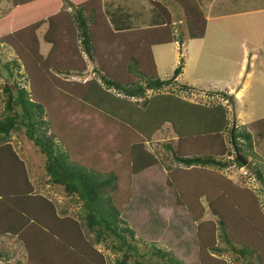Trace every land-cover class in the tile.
<instances>
[{"label":"trees","instance_id":"16d2710c","mask_svg":"<svg viewBox=\"0 0 264 264\" xmlns=\"http://www.w3.org/2000/svg\"><path fill=\"white\" fill-rule=\"evenodd\" d=\"M147 1L162 20L161 25L114 31L101 0H9L10 11L0 17V46H9L15 54L2 64L7 79L2 87L0 112V207L9 210V218L0 213V235L16 236L23 247L25 262L16 264H111L105 262L96 245L117 254L112 264H157L151 262L152 256L162 264H186L171 250L154 244L146 250L145 240L136 237L134 229L122 217L121 202L129 200L119 198L123 184L130 194L132 175L158 163L144 143L164 122L170 123L176 136L175 146L166 145L175 163L174 167L165 166L166 184L174 189L176 202L186 207L196 223L198 255L193 264H226L215 256L225 247L239 254L246 264H264V214L259 212L258 199L248 191H238L234 186L230 189L229 181L213 171L232 164L245 166L236 159L234 147L246 159L256 156L253 135L245 128L246 124L229 123L227 114L228 105L234 102L232 95L216 92L226 103L205 105L202 119L198 116L200 128L192 126L193 119L196 122L194 110L170 121H157L156 127L144 124L143 120L129 124L120 112L125 106L112 105L108 98L109 88L124 98H142L146 90L158 91L171 85V80L157 74L151 47L174 41L183 44L184 33L191 39L204 35L206 19L195 0ZM164 4L175 6L182 14L181 35H175L172 12ZM120 18L116 24L124 26L119 23ZM45 23L42 39L50 48L43 56L36 31ZM83 55L93 64V77L81 82L73 79L86 76L87 61ZM181 67L179 64L174 68L173 76L180 73ZM179 86L182 91L193 87L186 83ZM69 98L78 102H67L63 110L82 106L85 111H96L110 120L109 134L114 136L110 141L115 147L118 145L114 153L121 157L126 146L118 143L116 131L123 128V137L130 143L128 168L125 167L124 173L112 168L105 170L76 157L74 151L85 149L93 137L89 131L81 138L77 133L70 138L63 135L71 129V124L67 128L59 123L60 110L56 106L60 100ZM148 100L144 98L140 107L145 108ZM188 104L202 107L193 102ZM76 121L80 122L78 125L86 123L81 118ZM73 128L80 130L82 126ZM128 128L130 132L124 133ZM224 132L229 135L228 144L221 137ZM13 133L24 134L44 156L48 183L59 186L73 205L79 204L73 216L66 209L57 210L52 200L34 190L24 162L10 142ZM257 135L263 138L264 133L258 131ZM225 155L228 157L222 159ZM260 159L247 165L261 184L264 197V163ZM205 211L214 218L204 219ZM258 215L263 218H255Z\"/></svg>","mask_w":264,"mask_h":264},{"label":"rangeland","instance_id":"374dc122","mask_svg":"<svg viewBox=\"0 0 264 264\" xmlns=\"http://www.w3.org/2000/svg\"><path fill=\"white\" fill-rule=\"evenodd\" d=\"M112 1L115 2L114 0ZM253 1L254 0H239L235 3L236 5H239L237 6L239 9H243V7H250ZM148 2L149 1L147 0H139L137 1V5L133 4V6L136 7L135 9L128 10L129 13L134 12V10H139L143 15L139 18L138 21L140 24L138 25L145 26L146 23L150 22L152 14H154L155 18L158 16L157 12L150 7L151 3L149 2V4ZM195 2L200 8L201 4L199 1L195 0ZM210 2V6L215 4L213 11L220 13L216 8L220 6L223 0H214ZM260 2L264 4V0H261ZM225 3H223V5ZM207 4L209 5V3ZM101 5L105 15L108 16V13L110 12L109 9L112 7H109L108 4L104 5V1L102 0ZM164 5L170 12H172L171 16L175 35H181L183 32L182 30H184L182 14L175 6L169 4ZM259 5L261 4L259 3ZM131 6L132 5L129 4L127 8ZM140 6H142V8H139ZM11 7L12 4L9 0H0V17L9 12ZM203 9L205 11L206 8L202 7L200 10L207 22L209 10L207 9L204 14ZM228 9L229 8H225V11H228ZM254 12L255 13L252 14H249L248 12L236 14L242 16H235L231 19V22L226 19H209L206 24L203 40H200V38H187L184 33L183 44H180V41L175 42L176 51L174 49L175 47L171 45L169 46L167 43L160 44L158 47L154 48V53L158 56V72L160 69L168 67L167 64L171 62L172 56L174 54L175 56L177 55L174 60V62L176 61L175 65L170 73L167 74L168 77L166 76V78H163L171 80L173 83L158 91L146 90L143 97L148 98L149 100L145 108L140 107V103L144 99L143 97L124 98V95L118 93L116 90L112 88L106 89L109 95L108 98L112 100L111 104H116L118 107L121 105L125 106L120 112H122V117L129 121V124L134 122L138 124L143 120L144 124L154 125L157 121H170V119L174 117L186 115V113L194 110L195 112L192 113L196 114V122L193 119L194 124L192 126L200 128L199 125L201 122L200 120L202 119L204 106L217 102H221L224 105L226 101L222 100L221 96L216 92H227L232 95L234 100L232 104L228 103L227 117L230 121V125H239L238 117H242V120L245 123H249L245 125V128H248L253 135V149L256 156H247V164L249 162L254 164L259 158H261L260 160L264 163V135L263 138H260L259 135H257L258 131L264 133V118H260L264 116V28L260 30L262 28V22L260 23L259 20H256V17L264 19V9ZM210 13L212 14L211 11ZM141 14L139 16H141ZM45 29L46 23L36 31L40 43V53L43 56L47 54L50 48V44L44 42L42 39ZM248 30H252L253 33ZM242 33L243 37L247 35L249 41L252 43V51L243 46V43L241 42ZM251 53L255 54V56L253 60L251 59L253 64L250 65ZM14 56L15 54L9 46H0V112L3 108L2 87L7 79V73L2 64L5 61L14 58ZM83 57L85 61H87L86 55H83ZM180 58L183 59V62L180 61ZM242 59L244 60L243 69L250 70L252 67L253 71L251 74L248 71L245 72L249 73L247 75L243 71L239 79H237L238 84L231 86V91H229V87H224L226 85L225 83L229 81L231 77L232 79L235 77V73L239 68V63ZM86 63V76L74 77L73 80L84 82L93 77L91 71L93 64L88 61ZM179 64H182L181 71L176 76H173V70ZM216 81H220V84L212 86ZM184 83H193L196 85L188 91H182L180 90L179 84ZM237 86L242 87V89L245 90L242 95L235 90ZM25 87L28 88V84H25ZM67 102H73L76 104L78 101L72 98H69L67 101L60 100L59 105L56 106V108L60 110L59 123L66 124L67 128H69V125L71 124V129H75L73 126H82V128L73 131L69 129L64 132L63 135L66 138H70L74 137L77 133L81 138L82 136H85L86 131H89L91 134L89 136L93 137V140L86 145L85 149L79 148L74 151L76 157L84 158L85 161H88L89 164H92L93 166L98 165L100 168H105V170L112 168L119 171V173H124L126 168H128V165H126L128 162L127 150L129 149L130 143H128L126 138L123 137V133L121 132L123 128L119 127L118 131H116L119 132L118 143H121V146H126V148H124L125 153L121 157L120 154L116 152L114 153V149L118 145L115 147L114 143L111 144L110 141L112 140L111 138H114L113 135L109 134V125H111L110 120L103 118L96 111H85V108L82 106H78L76 109V106H74V109L70 107V109L66 108L63 110V106H66L65 104ZM188 102L200 104L202 107L190 106ZM56 103L57 101H55L53 105L55 106ZM233 105L235 106V110ZM105 108L109 109L107 106H105ZM140 113H142V115H140ZM199 115L201 117L200 120H198ZM203 115H205L204 112ZM80 118L85 120L86 123L78 125L80 122L77 123L75 120ZM73 122L76 124H73ZM154 126L156 127V124ZM161 127H163V129H161ZM161 127L159 129L156 128L149 140L144 143L146 150L157 157L158 163L155 166L147 167L131 176V189L129 195V191H125L126 185H122L119 198H127L129 200L127 202H121L123 208L122 217L134 229L136 237H141L145 240L144 243L147 244L146 250L151 246L150 244H154L159 248L171 250L177 258L186 264H193L197 261L198 255L196 223L192 221L186 207L179 205L176 202L175 191L167 186L165 177V166L168 165L174 167L175 165L171 151L166 148V145L172 147L175 146L176 136L169 122H164ZM123 131L124 133L130 132L129 128ZM139 137H141L142 140L144 139L141 135H139ZM221 137L223 139L225 138V143L229 141V135L227 132H224ZM10 142L15 152L24 162L29 180L32 184L34 185L36 182V188L41 185L46 187L43 184H48L47 191L53 193L51 194V200L56 205V209H66L68 215L73 216L78 210L79 204L73 205V203L69 201V198L64 195L59 186L48 183L44 171V156L38 152L33 143L22 133H13ZM79 143L81 147V141ZM71 146L74 147V144L72 143ZM227 157L228 156L225 155L222 159ZM232 158L233 156H229V159ZM96 159H98V161ZM247 164L242 167H237L235 164H232L224 170L218 171L214 169L213 171L224 176L229 181L228 187L230 189L232 188L231 186H234L238 191L245 190L255 195L259 201V212L264 214V197L261 190V184L252 175V168ZM211 170L212 168H209V171ZM201 172L206 171L201 170ZM35 191L47 197L46 191ZM201 202L206 207L205 200L201 199ZM203 218L213 219L214 217H212L210 212L205 211ZM255 218L263 217H259L258 215ZM240 228L241 233H243V228L241 226ZM244 236L247 238L245 234ZM17 244L18 247L21 246L19 241ZM220 246L225 247L222 243H220ZM95 247L102 252L106 263L112 264L117 257V254H114L109 249H105L102 245H96ZM215 256L223 260L226 264H246V260H244L239 254L234 253L229 247H225L223 252ZM25 259L26 257L23 256L20 260L24 263ZM137 261L142 262V259L138 258ZM152 261H156L157 264H162L160 259H157L154 256L151 257V262ZM129 264H137V262H131Z\"/></svg>","mask_w":264,"mask_h":264},{"label":"crops","instance_id":"0c3cea01","mask_svg":"<svg viewBox=\"0 0 264 264\" xmlns=\"http://www.w3.org/2000/svg\"><path fill=\"white\" fill-rule=\"evenodd\" d=\"M102 1H104V5L108 4L109 7H112V8L109 9L110 12L108 13V16L107 15L106 16H107V19L109 20L108 23L110 24L112 30H114V31H124V30L126 31V30H134V29H143V28L159 26V25L162 24V20L159 18V16H157V18H155L154 14H152L150 22L146 23L145 26L138 25V24H140L138 20L143 15L139 12V10H136V11L134 10V12H132V13L130 12L131 14L129 13L128 10L135 9L136 7L133 6V4L137 5V1H139V0H135V1H133V0H114L115 2H113L112 0H102ZM106 1H109V2H106ZM117 1H119V2H117ZM144 1H146V0H144ZM198 1L202 5V6L200 5L201 9L203 7V8H206V10L207 9L209 10V17L207 19L208 21H209V19L210 20L226 19V20H229V22H231V19H233L235 16H242V15H236V14L247 13V12L249 14H252V13H255L254 11L258 12V11H261V10L264 9V4H262V2H260L261 0H256V1L254 0L253 3L251 2L253 6L250 5V7H248L249 9L247 7H243V9H239V7H237L239 5L238 4L236 5V3H235V2H237L239 0H236V1L235 0H229V1L223 0V2L221 3L222 5L220 4V6H218L216 8L220 12V13H217V12L213 11L215 4L210 6L211 5L210 1H214V0H198ZM130 2H132V3H130ZM207 3H209V5ZM223 3H225V4L223 5ZM259 3L261 5H259ZM129 4H131L132 6L127 8ZM255 4H257V5H255ZM150 7H152V9H153V6L151 4H150ZM139 8H142V6H140ZM225 8H229L228 11H225ZM251 8H254V9H251ZM206 10L204 11V9H203V11H204L203 13L204 14H205ZM210 11L212 12V14L210 13ZM116 13H118V14H116ZM140 14H141V16H139ZM119 15L121 17L119 23H121V25L124 24V26H117V24H116L117 21H118ZM210 15H212V16H210ZM256 20H259L260 23L262 22V28L260 29V30H262L264 28V25H263L264 24V19H262L260 17L259 18L256 17ZM207 22H206V24H207ZM248 31L253 33L252 30H248ZM255 32H257V31H255ZM203 38H204V36L202 38H200V40H203ZM175 42L176 41L171 42V43H167V44H169V46L171 45V46L175 47L174 49L176 51V46H175L176 43ZM241 42L243 43V46L245 48H249L251 51L253 50L252 43L249 41L248 36L246 35L245 37H243V33H242ZM158 46L159 45L152 46L151 50H152L153 60H154L155 66H156L157 74L158 75L161 74L159 76H160V78L163 79V78H166L167 74L170 73V71L172 70L173 66L175 65L176 61L174 62V60H175L177 55L175 56V54H174L172 56L171 62L169 64H167L168 67H164V68L160 69L159 72H158V63H157V57L158 56H157V54L154 53V48H156ZM254 56H255V54H253V53L250 54V65L253 64L252 60L254 59ZM189 64H190V62H189ZM163 65H164V62H163ZM243 67H244V60L242 59L241 62L239 63V68L237 69V71L235 73V77L233 79L231 77L232 80L230 79L231 80V81L229 80L230 82L227 81L225 83L226 85L224 87H229V89H230L229 91H231V86H234V85L238 84L237 79H239V77L241 76L243 71H244V73L247 72V71L250 74L252 73V71H253L252 67H251L250 70H245V69H243ZM249 73H245V74L247 75ZM186 84L191 85V86H195L196 85V84H193V83H186ZM215 84H220V81H216V83H214L212 86H215ZM215 89H216V87H215ZM241 89H242V87H239V86H237L235 88V90L237 92H239L240 95H242L245 92L244 89H242V90ZM218 90H220V89H218ZM236 112H239V111H236ZM237 117H238V115H237ZM260 118H264V116L260 117ZM238 120H239L240 124H249V123H245L242 120V117L241 118L238 117ZM252 121H254V120H252ZM161 129H163V127H161ZM34 185H35V188H34L35 190H37V191L38 190L39 191H46L47 197L51 200V196H52L51 194H53V193H50V192L47 191V189H48L47 185L48 184H43L46 187L41 185V186H39L37 188H36V186H37L36 182L34 183ZM0 213H5L6 214L5 217L9 218V214H8L9 210L8 209H3V208L0 207ZM17 242L18 241L16 240V236H14V235H11L9 233L0 235V248H1L0 249V253H2V254H0V264H16L18 261L20 263H23L22 260H20V259L23 256L25 257V252H23L24 250H23V248H21L22 246L18 247Z\"/></svg>","mask_w":264,"mask_h":264},{"label":"water","instance_id":"95a60500","mask_svg":"<svg viewBox=\"0 0 264 264\" xmlns=\"http://www.w3.org/2000/svg\"><path fill=\"white\" fill-rule=\"evenodd\" d=\"M233 128H234V126H233ZM234 153H235L236 159L239 160V162H241L242 165H246L247 164V159L244 158L241 154H239V152L236 149V147H234Z\"/></svg>","mask_w":264,"mask_h":264}]
</instances>
